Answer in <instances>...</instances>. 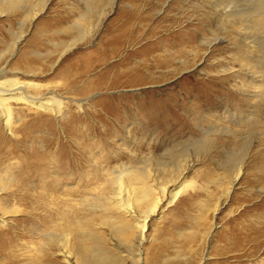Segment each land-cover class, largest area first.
<instances>
[{
  "label": "rangeland",
  "instance_id": "obj_1",
  "mask_svg": "<svg viewBox=\"0 0 264 264\" xmlns=\"http://www.w3.org/2000/svg\"><path fill=\"white\" fill-rule=\"evenodd\" d=\"M259 13L264 0H19L0 14V66L68 101L57 119L14 105V134L0 121V264H264ZM128 170L163 200L143 240L116 229L134 221L113 201L128 190L139 208L117 183Z\"/></svg>",
  "mask_w": 264,
  "mask_h": 264
},
{
  "label": "bare ground",
  "instance_id": "obj_2",
  "mask_svg": "<svg viewBox=\"0 0 264 264\" xmlns=\"http://www.w3.org/2000/svg\"><path fill=\"white\" fill-rule=\"evenodd\" d=\"M18 2L0 0V14L5 13L7 8H10V6L14 3L18 4ZM224 10H226V8H224ZM260 16H264V13H259L258 17ZM33 78H36V74L33 71L30 73L10 71L7 70L5 66H0V121L2 122L4 128L11 134H14L17 127V116L15 117L14 105L20 106L22 110H28L29 112L51 114L56 117V119L64 117L68 109V101L60 95L59 90L49 85L39 84L34 81ZM133 82L137 83L139 81L134 80ZM174 147L175 146L172 148ZM128 171H130V175L128 173L126 176L120 175L117 178V183L119 184L121 192H124L123 189L126 188L127 184L131 188L133 187L132 189L135 191L134 198L136 203H138L139 208H136L134 206V202L130 201L128 190L125 199L113 201L112 206H114L112 209H117L118 212L124 213L126 218L134 221V225L131 227L122 223L121 227L118 226L116 229L121 236L135 234L139 239L143 240L147 231L149 218L160 208L163 200L155 197L154 192L149 185L146 170ZM138 187L139 191H136L138 190ZM183 190V184L177 186L176 190L171 194L169 204L172 203ZM165 192V188H162V196H165ZM119 195H121V193ZM120 197L123 198V195ZM140 207H142V209L147 208L148 211L146 210L147 212L144 213L145 216H143V212H141ZM9 213H11L10 209L0 205V225L5 224L6 216H8ZM63 247L65 249L62 250L64 261L70 263L72 253L68 251L69 246L66 243Z\"/></svg>",
  "mask_w": 264,
  "mask_h": 264
}]
</instances>
